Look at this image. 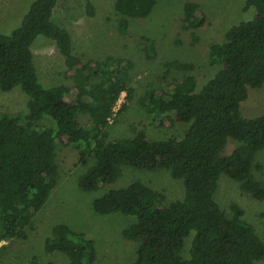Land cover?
Here are the masks:
<instances>
[{
    "label": "trees",
    "instance_id": "16d2710c",
    "mask_svg": "<svg viewBox=\"0 0 264 264\" xmlns=\"http://www.w3.org/2000/svg\"><path fill=\"white\" fill-rule=\"evenodd\" d=\"M57 2L33 0L19 25L9 34L0 33V92L18 88L26 98L23 116L0 113V243L26 238L25 228L56 185L55 148L64 144L74 147L80 164L93 160L78 180L83 192L114 183L122 167L165 170L182 182L183 198L170 203L139 181L93 201L95 214L133 218L121 231L124 240L137 244L131 264H260L264 243L242 220V210L232 204V214H226L215 194L225 175L239 184L242 193L264 200V181L253 176L261 169L256 155L264 149V115L245 118L240 110L249 91L264 85V0H245L250 17L232 25L225 41L210 46L209 62L217 70L201 89L192 76H186L174 81L169 93H146L143 101L149 113L188 125L180 137L160 141L147 140L143 132L108 141L106 129L120 96L129 100L133 92L128 76L131 63L111 57L84 61L73 54L70 33L52 18ZM83 3L86 15L93 16L91 0ZM155 3L116 0L113 8L120 16V34L126 33L128 18L147 17ZM198 10L195 3L183 5V29L201 27ZM37 37L54 43L71 87L46 88L39 83L32 53ZM145 49L148 54L152 51L151 46ZM171 65L191 69L186 64ZM69 96L73 101H68ZM79 116L88 118L89 127L80 125ZM44 120L54 125L42 127ZM229 140L236 147L225 154ZM43 251L62 254L67 264H95L97 259L93 240L65 224L52 227ZM26 264L55 263L31 258Z\"/></svg>",
    "mask_w": 264,
    "mask_h": 264
},
{
    "label": "rangeland",
    "instance_id": "374dc122",
    "mask_svg": "<svg viewBox=\"0 0 264 264\" xmlns=\"http://www.w3.org/2000/svg\"><path fill=\"white\" fill-rule=\"evenodd\" d=\"M32 1L0 0V33L9 34L15 29ZM115 1L91 0L94 15L89 17L83 0H58L52 17L58 26L70 33L72 52L84 61H103L111 57L131 63L128 76L133 92L129 100L125 94L120 96L116 112L122 105L125 108L115 112L111 119L106 129L108 141L130 139L139 132H143L150 141L180 137L188 125L172 123L165 115L155 117L149 113L143 101L146 93L154 91L156 96L161 92L169 93L173 82L186 76H192L197 88L201 89L217 70L209 62L210 46L225 41L227 30L249 18L251 11L244 10L245 0H156L147 17L127 19L128 28L123 35L118 27L120 16L113 8ZM186 2L199 7L196 16L203 19V24L196 30L183 29V5ZM149 46L152 51L148 54L145 48ZM32 53L39 83L43 87L72 86V82L65 78L63 58L52 41L37 37ZM173 63L190 65L191 69H176L171 65ZM73 98L69 96L68 101H73ZM25 110L26 98L18 88L8 93L0 92V113L18 117L23 116ZM240 110L245 118L264 115V85L249 91ZM78 121L82 127H89L87 117L79 116ZM53 125L50 120L41 123L42 127ZM234 147L236 143L229 140L224 153L229 154ZM55 153L58 166L56 185L42 208L33 215L31 224L25 228L26 238L0 243V264H26L31 258L67 264L62 254L43 251L45 239L50 237L52 227L57 224H65L93 240L97 254L95 264H131L137 244L124 240L121 231L133 218L119 213L95 214L93 201L109 190L125 188L134 181L160 192L166 203L183 198L182 182L173 180L169 172L131 167H122V173L114 183L100 184L95 191L83 192L78 187V180L93 165V160L87 161L86 165L80 164L77 151L71 145L57 144ZM256 163L261 169L253 171L254 179L263 182L264 149L256 155ZM215 199L228 215L232 214V204L238 206L243 212L242 220L254 228L264 243V200H255L242 193L239 184L225 175L220 177ZM187 246L188 242L185 251ZM260 264H264V259Z\"/></svg>",
    "mask_w": 264,
    "mask_h": 264
},
{
    "label": "built area",
    "instance_id": "2783aa9c",
    "mask_svg": "<svg viewBox=\"0 0 264 264\" xmlns=\"http://www.w3.org/2000/svg\"><path fill=\"white\" fill-rule=\"evenodd\" d=\"M120 105V102L118 101V103H117V107ZM113 112L115 113L116 112V107L114 108V110H113ZM111 122V119L109 120V123Z\"/></svg>",
    "mask_w": 264,
    "mask_h": 264
}]
</instances>
